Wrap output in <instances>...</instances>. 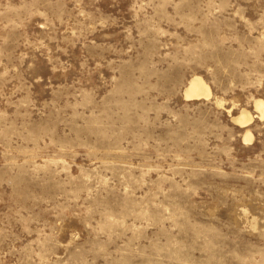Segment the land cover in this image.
I'll return each instance as SVG.
<instances>
[{"label": "rangeland", "instance_id": "1", "mask_svg": "<svg viewBox=\"0 0 264 264\" xmlns=\"http://www.w3.org/2000/svg\"><path fill=\"white\" fill-rule=\"evenodd\" d=\"M257 101L264 0H0V264H264Z\"/></svg>", "mask_w": 264, "mask_h": 264}, {"label": "bare ground", "instance_id": "2", "mask_svg": "<svg viewBox=\"0 0 264 264\" xmlns=\"http://www.w3.org/2000/svg\"><path fill=\"white\" fill-rule=\"evenodd\" d=\"M204 81H202V79H200V78H198V77H195V78H193L191 81H190V83H189V86H188V90H186L187 92H186V94H185V96H187V97H200V96H202V95H204V97H205V95L206 94H208L209 95V93H207V92H209V89H207L208 88V86L206 87L205 86V84L203 83ZM208 90V91H207ZM207 96V95H206ZM191 98V99H192ZM195 98H193V99H195ZM197 99V98H196ZM255 107H256V110H259L260 112H261V116H263V111H264V106H263V103L261 102V101H257L256 103H255ZM243 112H241L240 114L242 115V117H241V119H239L238 120V116L236 117L237 118V120H235V121H237V124L238 125H245L246 126V124L248 123V122H250L251 123V119H252V117L250 116V114L249 113H247V111H244V110H242ZM240 115V116H241ZM248 125V124H247ZM250 137V134L248 133L246 136H245V140H248V138ZM251 138H252V135H251Z\"/></svg>", "mask_w": 264, "mask_h": 264}]
</instances>
